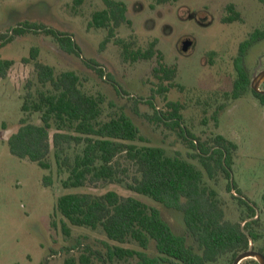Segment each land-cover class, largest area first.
I'll return each instance as SVG.
<instances>
[{
  "label": "rangeland",
  "instance_id": "rangeland-1",
  "mask_svg": "<svg viewBox=\"0 0 264 264\" xmlns=\"http://www.w3.org/2000/svg\"><path fill=\"white\" fill-rule=\"evenodd\" d=\"M121 1L127 6L126 17L130 24L121 25L114 38L103 43L106 30L87 25L92 12L103 7L101 0H0V35L11 34V29L23 21L45 24L71 35L81 57L94 60L104 71L102 77L81 57L66 52L53 37L42 33L14 35L0 46V60L13 61L6 76H0V264H63L65 257L78 254L80 249H71L76 245L99 250L106 241L101 231L79 226H71L70 235L65 236L58 213L55 217L57 227H54L56 199L71 190L62 188L54 172L51 185L44 186L42 178L49 171L14 156L8 149L7 139L17 130L23 116L20 106L25 84L27 80L35 79L32 61H24L31 48H36L37 60L52 66L55 73L76 72L84 90L102 93L115 106L123 108L149 140L148 144L163 147L169 155L187 158L191 150L186 143L176 131L151 123L153 110L144 103L147 98H152L157 107L163 109L167 101L180 102L183 124L192 134L206 139L219 133L237 144L232 161L233 179L241 187L255 182L256 200L261 203L264 108L249 90L235 100L224 101L222 96L231 90L235 78L231 58L239 42L263 23L264 0H167L160 4L155 0ZM228 3L240 11V20L221 21ZM199 18H205V24L200 23ZM117 38L131 41L141 49L155 40L163 63L177 67L172 81L177 86L168 87L164 96L157 93L159 81L152 72L158 66L156 58L126 62L114 42ZM185 39L190 46L182 52L180 45ZM247 54L252 66L256 56L264 54V39L252 45ZM167 84V81L162 82V86ZM223 102L225 106L218 115V126H215L210 119L211 113ZM30 119L37 122L38 115L33 114ZM132 173L130 169L124 178L129 180ZM205 180L225 202L226 217L236 219L225 188L227 178L205 176ZM106 190L135 196L156 206L176 234L186 233L180 211L166 208L119 184L86 186L75 191L103 193ZM240 264L254 263L245 259Z\"/></svg>",
  "mask_w": 264,
  "mask_h": 264
},
{
  "label": "trees",
  "instance_id": "trees-1",
  "mask_svg": "<svg viewBox=\"0 0 264 264\" xmlns=\"http://www.w3.org/2000/svg\"><path fill=\"white\" fill-rule=\"evenodd\" d=\"M166 1L155 0L158 4ZM101 2L103 7L92 12L87 25L106 30L104 43L114 38L117 28L130 21L126 17L125 2ZM227 10L232 12V5H228ZM233 17H238V13ZM25 33L51 36L63 50L81 57L71 35L37 22L18 23L11 34L0 35V46L12 36ZM262 38L264 26L245 44ZM114 42L126 62L156 58L158 66L152 72L159 81L157 93L164 96L168 87L177 86L172 83L177 67L163 63L155 40L142 49L122 38ZM244 46L241 44L239 51H244ZM81 59L104 76L94 60ZM24 61H32L35 79L25 84L20 106L23 116L17 130L7 139L8 149L14 156L49 171L42 178L44 186L51 185L54 172L62 188L71 190L56 199L54 227H57L58 213L65 236L70 235L71 226H79L99 230L106 238L99 250L88 245L79 248V244L71 248L80 250L77 255L65 257L63 264H231L239 252L248 248L249 237L253 243L260 242L258 250L263 252L264 221L227 218L225 202L205 180V176L228 178L226 167L233 163L237 151L234 141L219 133L201 139L183 124L180 102L167 101L161 109L152 98H147L144 103L153 110L151 123L176 131L191 150L187 158L169 155L163 147L148 144L149 140L123 108L115 106L102 93L84 90L76 72L55 73L52 66L37 60L36 48H31ZM238 61L236 58V76L231 90L223 93L224 101L237 99L248 90L247 74ZM12 64V60H0L1 77L6 76ZM163 81L168 84L162 86ZM224 106L223 102L211 113L215 126ZM33 114L38 115L37 122L31 121ZM130 169L133 173L126 180L124 175ZM109 183L180 211L186 233L176 234L159 208L135 196H124L115 190L75 191ZM242 221H245L243 226Z\"/></svg>",
  "mask_w": 264,
  "mask_h": 264
},
{
  "label": "flooded vegetation",
  "instance_id": "flooded-vegetation-1",
  "mask_svg": "<svg viewBox=\"0 0 264 264\" xmlns=\"http://www.w3.org/2000/svg\"><path fill=\"white\" fill-rule=\"evenodd\" d=\"M259 1L263 2L262 0H259ZM228 5H232V12L227 10ZM235 13H238V17L232 18V15H234ZM230 18H232V19H230ZM237 20H240V11L236 8V6L234 4H232V3L226 4L224 7V17L222 18L221 21L223 23H225V22H232V21H237ZM199 22L202 24H205L206 20H205V18H199ZM263 26H264V20H263V23L260 27L255 28L253 31H251L249 33L247 38H245L244 40L239 42L237 50L235 52V55L231 58V66H232V69L234 70L235 76H236L235 60H236V58H239L238 64L242 68V70L244 72H246L247 77H248V90L250 91L251 95H253L255 97V101H257V103L262 108H264V95L261 93L255 92L252 89L251 81L254 80V81L258 82V86H257L258 89L264 91V54L257 55L255 60H254V63L252 64V66H250V61H252V60L248 58L247 53H248V51L252 45L258 43L259 41L263 40L264 38L259 39V40L256 39L255 41L253 40L249 44H245V43H246V41H249V40L251 41L252 35L254 33H256L257 31L261 30L263 28ZM185 41H188V40L185 39ZM183 42H184V40L181 42L180 50L182 52H186V50L185 51L182 50V43ZM241 44L245 45L244 51H242V52L239 51V47ZM213 54H214V52H213ZM234 79H233V82H234ZM231 88H232V86H231ZM237 148H238V146H237ZM232 167H233V163L230 165V167H226V169L228 171V178H227V184H226L225 188H227V186H228V189H226V190H227V193L230 197V202L233 203V207H234L233 211L235 212L234 216L237 218H243L245 221L250 220V219H258V218L262 219V217L264 216V191L261 192L259 195V199L262 203L261 204L258 200H256V194L258 192L256 191L255 182L251 181L249 184H246V185H244V187H241L233 179ZM251 211H253V215H251ZM245 221L241 222V226L244 225ZM263 233H264V226H263ZM259 245H260V242H255V243L252 242V249L256 252L261 253L264 256V250H263V252L258 250ZM249 246H250V243L248 245V248H249ZM247 249H245V250H247ZM245 250H243V251H245ZM246 259H250V261L253 262L254 264H259L253 258H246ZM233 260H232V262H233ZM232 262H231V264H232ZM238 264H240V263H238Z\"/></svg>",
  "mask_w": 264,
  "mask_h": 264
},
{
  "label": "water",
  "instance_id": "water-1",
  "mask_svg": "<svg viewBox=\"0 0 264 264\" xmlns=\"http://www.w3.org/2000/svg\"><path fill=\"white\" fill-rule=\"evenodd\" d=\"M190 45V42L189 41H184L182 43V50H186L188 48V46ZM258 82L252 80L251 81V87L252 89L255 91V92H258V93H261L264 95V91L263 90H260L258 89ZM249 240H250V246L247 250L245 251H242L240 252L239 254L236 255V257L234 258L232 264H238L240 263L242 260L246 259V258H253L255 259L259 264H264V256L259 253V252H256L252 249V242H251V239L249 237Z\"/></svg>",
  "mask_w": 264,
  "mask_h": 264
}]
</instances>
